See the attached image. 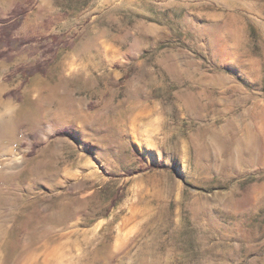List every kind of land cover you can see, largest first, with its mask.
<instances>
[{
  "label": "rangeland",
  "instance_id": "374dc122",
  "mask_svg": "<svg viewBox=\"0 0 264 264\" xmlns=\"http://www.w3.org/2000/svg\"><path fill=\"white\" fill-rule=\"evenodd\" d=\"M17 5L0 264H264V0Z\"/></svg>",
  "mask_w": 264,
  "mask_h": 264
},
{
  "label": "trees",
  "instance_id": "16d2710c",
  "mask_svg": "<svg viewBox=\"0 0 264 264\" xmlns=\"http://www.w3.org/2000/svg\"><path fill=\"white\" fill-rule=\"evenodd\" d=\"M25 9V8H24ZM23 7L20 5L15 6L12 11L11 15L6 19L0 20L1 25V33H0V45L7 46V49L1 54V57L3 55H8L9 53L13 52L16 48L22 47L25 44L34 42L35 38H14L13 33L18 29V27L21 24V21L23 17L26 16L27 10H24ZM56 38V36H55ZM16 47V48H15ZM51 52V51H49ZM47 62H38L33 66L30 67H20L19 71L25 74H35L36 72H42L46 66ZM57 135L59 136H69L72 137V132L64 130H59L57 132ZM38 149V144H34L33 146V152H35ZM149 168H165L167 167L163 165H150ZM117 201V198H115L112 202V204H115Z\"/></svg>",
  "mask_w": 264,
  "mask_h": 264
},
{
  "label": "crops",
  "instance_id": "0c3cea01",
  "mask_svg": "<svg viewBox=\"0 0 264 264\" xmlns=\"http://www.w3.org/2000/svg\"><path fill=\"white\" fill-rule=\"evenodd\" d=\"M16 3L17 0H0V9H3L6 13L10 12Z\"/></svg>",
  "mask_w": 264,
  "mask_h": 264
},
{
  "label": "bare ground",
  "instance_id": "6f19581e",
  "mask_svg": "<svg viewBox=\"0 0 264 264\" xmlns=\"http://www.w3.org/2000/svg\"><path fill=\"white\" fill-rule=\"evenodd\" d=\"M9 161V160H8Z\"/></svg>",
  "mask_w": 264,
  "mask_h": 264
}]
</instances>
